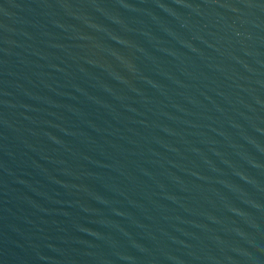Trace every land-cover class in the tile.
Listing matches in <instances>:
<instances>
[{"label":"water","instance_id":"obj_1","mask_svg":"<svg viewBox=\"0 0 264 264\" xmlns=\"http://www.w3.org/2000/svg\"><path fill=\"white\" fill-rule=\"evenodd\" d=\"M0 264H264V0H0Z\"/></svg>","mask_w":264,"mask_h":264}]
</instances>
